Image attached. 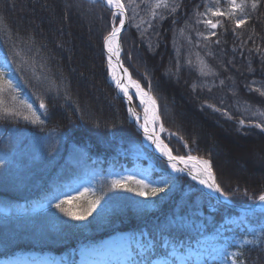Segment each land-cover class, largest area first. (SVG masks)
Returning <instances> with one entry per match:
<instances>
[{"label":"trees","instance_id":"1","mask_svg":"<svg viewBox=\"0 0 264 264\" xmlns=\"http://www.w3.org/2000/svg\"><path fill=\"white\" fill-rule=\"evenodd\" d=\"M217 1L167 0V9H156L155 0H125L129 15L132 9L136 14L121 35L122 60L145 89L151 82L167 130L162 138L173 153L191 150L211 160L229 199L245 204L264 192V171L254 178L240 172L230 139L254 138L264 146V132L251 126L264 115V0L255 10L252 0H241L243 12L219 5L230 15H203ZM173 3L180 7L170 14ZM110 15L99 0H0V51L14 68L28 61L24 71L15 73L19 89L9 97L18 95L37 107L41 95L47 105L42 125L23 119L30 113L19 99L6 97L4 105L19 109V118L5 121L0 108V160L5 165L0 167V209L5 211L0 213V264L32 253L80 264L84 253L102 249L118 233H143L145 243L155 240L162 256L163 242L167 253L171 246L194 244L239 213L202 197V190L192 191L187 177L147 205L136 204L143 198L134 193L111 188L109 174L123 163L131 165L136 151L153 163V178L169 170L141 144L142 134L129 120L125 101L108 80L102 45ZM245 16L247 23L236 28L235 19ZM207 19L219 26L212 30L204 23ZM201 65L210 74L200 72ZM50 82L52 91L47 92ZM85 178H94V195L87 198H104L86 221H72L52 206L53 196ZM247 216L253 224L264 223V211ZM261 229L255 243L236 247L239 264H264Z\"/></svg>","mask_w":264,"mask_h":264},{"label":"snow or ice","instance_id":"2","mask_svg":"<svg viewBox=\"0 0 264 264\" xmlns=\"http://www.w3.org/2000/svg\"><path fill=\"white\" fill-rule=\"evenodd\" d=\"M143 2V0H141ZM104 5L107 10L110 11V31L103 36L102 52L104 55V61L106 65L107 75L111 79L115 88L122 95V98L128 104V114L132 117L134 122L138 125L139 129L142 131L144 140H146L150 145L154 146L155 150L160 154V157L165 158L167 162V168L170 171H162L158 176L153 178L152 169H140L135 174H129L127 176H120L111 181V188L114 190H123L129 193H134L136 197L143 198L142 200L134 201L136 204H149L157 203L161 198V194H167V192L172 191L176 187V182L181 178L187 177L191 181L195 182L192 185V191H200L201 189H206L207 191H200L202 197L211 196L212 194H217V199L220 197L227 200L229 194L224 191L221 185L217 182V177L213 169V163L209 159L198 157L191 154L187 155H174L173 151L161 138V135L167 130L164 124L161 122L160 108L157 103V99L152 95V84L149 81L147 90L141 85V83L133 79L129 69L124 66L122 60V46H121V35L124 31H127V27L131 26V20L134 19L136 10L132 9V15H129V8L125 4V0H103ZM129 3H135V0H129ZM260 3V0H252L251 7L255 10ZM231 5L233 11L239 10L244 11V3L237 4L236 0H231ZM164 7L168 8L167 0H157L154 8L159 9ZM179 4H172L170 14H175L179 9ZM211 14L212 17H223L225 15H230V13H225L219 7L214 9H207L206 13L203 15ZM153 18H156V13L153 11ZM164 19V17H160ZM248 17L236 18L235 26L236 28L242 27L247 23ZM175 23V20H173ZM207 26H210L212 30H215L219 26V22H213L212 19H207L204 21ZM151 26V25H150ZM139 29V25H136ZM157 36L160 34L157 32ZM199 35V34H198ZM211 36H215L216 32L211 31ZM219 43V40L216 41ZM151 50V46H149ZM28 61L21 60L19 67L14 68L12 61L7 58L0 60V108H3V116L5 121L9 117L19 118L22 113L19 109H9L5 107V98L9 97L11 93H17L19 85L14 83L15 73L17 71H24V65ZM34 70V69H33ZM35 71V70H34ZM201 72L204 75L210 74L205 72L201 68ZM40 80V77H37ZM221 85L224 81L221 80ZM52 91L51 82L47 92ZM256 91H260L257 89ZM264 95V92H261ZM12 101H17L18 95H10L9 97ZM39 104L34 107L31 102L25 99H19V104L30 113V115H24L23 119L30 124H44L46 121L41 119L42 116L46 115L47 105L43 96L37 95ZM138 101L136 105L142 109L143 116L136 112L133 108L134 102ZM208 107L213 108L214 111H222L219 108H215L213 105H208ZM222 114L227 115L226 111H222ZM230 118V117H229ZM141 119L143 123H141ZM240 126H244L245 121L241 119L239 121ZM257 129L264 132V121L255 123L251 125ZM169 135H173L169 133ZM143 144V141H141ZM185 148L188 145L184 144ZM4 162L0 160V167H4ZM139 177V178H137ZM199 186V187H197ZM92 193L94 195V190L90 185H81L80 188H69L63 193L53 196L55 203L52 206L62 213L65 217H68L72 221L82 222L86 221L88 217L92 216L94 212L97 211L98 206L101 204V200L104 198L102 196H95L94 199H88V194ZM63 197V198H61ZM258 201L260 202V207L264 209V194L258 196ZM264 232V228L261 229ZM143 237V233L141 234ZM245 244L252 243L251 241H245ZM165 249L164 255H172L175 257L173 260L169 261L165 259L163 264H183V260L180 256L176 255V249L173 248L171 253H167V241L161 245ZM128 262L127 264H159L157 252V246L155 240H149L147 244H138L135 248L131 246L128 247ZM239 253H227L223 254V259L228 261V264H237V258Z\"/></svg>","mask_w":264,"mask_h":264},{"label":"rangeland","instance_id":"3","mask_svg":"<svg viewBox=\"0 0 264 264\" xmlns=\"http://www.w3.org/2000/svg\"><path fill=\"white\" fill-rule=\"evenodd\" d=\"M157 0H155V3ZM214 8L222 6L232 9L231 0H225L222 2L218 0ZM237 4L242 3L241 0H236ZM154 3V5H155ZM226 3V4H225ZM221 7H220V6ZM212 8V9H214ZM5 56L0 51V60ZM204 69V66L199 67ZM147 90V89H145ZM260 115V113H254V115ZM260 121H264V115L259 118ZM163 135V134H162ZM161 135V137H162ZM251 141L243 142L238 139H230L231 144L235 149L232 151L236 157V165L240 172H243L250 177L258 175L264 171V146L259 144L257 139L250 138ZM143 141V138H142ZM231 146V147H232ZM132 164H122L121 169H117L109 174L110 181L120 176H127L129 174H135L140 169H152L153 163L148 160L147 156L142 151H136L131 154ZM143 159H147L146 163H142ZM234 163V162H232ZM108 178V179H109ZM139 178V177H137ZM94 178L81 179L75 183L71 188H80L81 185H93ZM90 193L88 194V196ZM63 198V197H61ZM256 200V199H255ZM253 200V201H255ZM252 201V202H253ZM0 213H5L3 209H0ZM250 213V212H248ZM264 228V223L253 224L250 222L247 213L239 212L226 217L225 220L216 229L217 231L211 234H206L199 239L198 242L186 245L185 247L178 248L171 246L168 253L172 252V249H176V255L180 256L183 260V264H228V261L223 259V254L238 253L236 247L245 245V241H251L255 243L257 241L258 229ZM131 244L132 247H136L138 244H147L139 234H127L118 233L110 236L106 239V245L102 249L96 251H90L84 253L80 264H127L128 262V247ZM164 244V242H163ZM251 244V243H250ZM159 264H163L165 259L171 261L175 257L172 255H162L156 257ZM2 264H62L58 260L52 258L49 254H36L30 255L22 254L13 257L11 260L3 261ZM180 264V261L177 262ZM237 264H239L237 258Z\"/></svg>","mask_w":264,"mask_h":264},{"label":"water","instance_id":"4","mask_svg":"<svg viewBox=\"0 0 264 264\" xmlns=\"http://www.w3.org/2000/svg\"><path fill=\"white\" fill-rule=\"evenodd\" d=\"M92 1H95V0H92ZM99 1H102L103 2V0H99ZM127 26V25H126ZM109 81H110V79H109ZM111 82V81H110ZM112 83V82H111ZM113 84V83H112ZM113 86H114V88H115V85L113 84ZM116 89V88H115ZM116 91H117V93H118V90L116 89ZM118 95L119 96H121L119 93H118ZM122 97V96H121ZM123 99V98H122ZM124 100V99H123ZM125 101V100H124ZM125 103H126V107H127V110H128V104H127V102L125 101ZM133 108H134V106H133ZM135 109V108H134ZM130 121L135 125V128L137 129V131L138 132H141L140 130H139V128L137 127V125H136V123L130 118ZM165 142V141H164ZM166 143V142H165ZM167 144V143H166ZM170 148V147H169ZM151 149V148H150ZM154 153H155V155L157 156V157H159V158H161V159H163V160H165L166 161V159L165 158H162V157H160V154L158 153V152H156L155 150H153V149H151ZM175 155V154H174ZM167 163V162H166ZM189 180H190V178H188ZM191 181V180H190ZM193 184L195 183V182H193V181H191ZM197 187H199V186H197ZM202 191H207L206 189H201ZM211 198H213L217 203H221V204H223V205H226L227 207H229V208H231V209H233L234 211H238V212H253V211H264V209H262L261 207H260V205H259V203H258V201H256V202H253V203H249V204H238V203H235V202H233V201H231V200H229V199H227V200H224V198H222V197H220L219 199H217V194H212L211 196H210ZM257 200H258V198H257Z\"/></svg>","mask_w":264,"mask_h":264},{"label":"bare ground","instance_id":"5","mask_svg":"<svg viewBox=\"0 0 264 264\" xmlns=\"http://www.w3.org/2000/svg\"><path fill=\"white\" fill-rule=\"evenodd\" d=\"M110 79V78H109ZM110 81H111V79H110ZM112 82V81H111ZM119 93V92H118ZM120 94V93H119ZM121 95V94H120ZM122 96V95H121ZM136 103L138 104V101H136ZM133 106H134V104H133ZM135 108V107H134ZM139 108V107H138ZM135 111L136 112H138V113H140V115H141V117L143 116V112H142V109H136L135 108ZM129 117L132 119V117L129 115ZM133 120V119H132ZM134 121V120H133ZM141 123H143V120L141 119V121H140ZM137 125V124H136ZM137 127H138V125H137ZM139 128V127H138ZM140 130V129H139ZM141 131V130H140ZM141 133H142V131H141ZM142 138H143V143H144V145L146 146V147H148V148H151V149H153V150H155V148H154V146H152V145H150L146 140H144V137H143V134H142ZM156 151V150H155ZM157 152V151H156ZM193 155V154H192ZM264 194V193H263ZM258 203H259V205H260V202L258 201Z\"/></svg>","mask_w":264,"mask_h":264}]
</instances>
